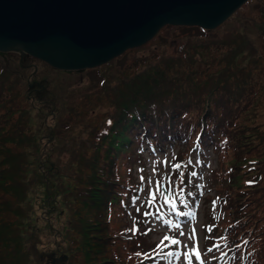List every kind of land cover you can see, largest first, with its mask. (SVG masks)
<instances>
[{"label": "trees", "instance_id": "obj_1", "mask_svg": "<svg viewBox=\"0 0 264 264\" xmlns=\"http://www.w3.org/2000/svg\"><path fill=\"white\" fill-rule=\"evenodd\" d=\"M248 21L253 23L251 29H247ZM179 26L186 28L185 34L193 30V37L186 35L172 51H160L155 61H137L139 69L132 76L129 73L122 78L113 73L106 80L102 78L96 89H84L83 99L91 107L87 111L79 106L73 108L75 114L85 115L86 119H79L80 125L71 131L75 135L79 132L80 143L68 148V141H64L63 151L70 157L67 160L44 165L40 158L33 183L25 174L31 161L21 151L26 148V137L31 136L28 146L35 147L39 138L46 135L47 147L52 143L54 151L71 118L55 100L50 105L42 99L44 84L38 80L39 70L36 66L34 72L27 68L34 59L39 61L36 57L23 55L20 60L17 52L0 54V264L52 262L49 252L39 247L35 220L25 207L31 187L40 191L39 206L48 213L65 212V233L51 226L54 233L63 235L67 244L80 238L77 246L91 253L97 237L93 227L99 225V239L108 234L103 217L107 200L113 202L119 185L114 179L116 162L125 154L137 155L138 144L143 143L162 149L182 146L177 177L191 182L185 185L190 189L194 188L189 174L193 169L190 154L203 156L207 148L216 152V164L209 174L213 193L207 197L214 204L206 208L205 225L210 226L206 243L212 255L228 250L235 264L242 256L247 264H264V251L262 263L256 254L264 247V192L253 211L243 216L238 212L236 217L227 192L235 176L240 181L239 164L231 165L237 151V159H247V148L264 142L260 134H264V128L257 122L264 112V0H247L215 28ZM5 54L10 55V60ZM104 100L114 108L99 124L97 113H101ZM47 120L51 121V130ZM259 162L258 173L264 175V160ZM43 171L49 175L46 185ZM127 182L125 198L130 194L128 188L134 186L130 177ZM248 183L249 178L244 176L241 185L248 187ZM263 187L264 182L260 188ZM124 189L119 191L118 200ZM59 199L65 203L68 215L59 206ZM248 200H243V206L249 205ZM144 224L142 220L133 233L125 231L128 245L139 244L133 257H138L134 262L137 264H147L146 259L151 263L149 256L173 246L172 238L165 237L160 244L152 241ZM145 240L153 243V252L143 258ZM102 243L98 240L97 245ZM72 249L70 245L63 247L74 255Z\"/></svg>", "mask_w": 264, "mask_h": 264}, {"label": "rangeland", "instance_id": "obj_2", "mask_svg": "<svg viewBox=\"0 0 264 264\" xmlns=\"http://www.w3.org/2000/svg\"><path fill=\"white\" fill-rule=\"evenodd\" d=\"M252 24V21H248L247 29H251ZM185 29V27L179 25L166 24L142 45L125 50L121 55L113 58L109 62L93 67H85L81 70L72 69L68 71L56 68L37 57L39 61L36 59L33 60L34 63L30 64L27 68L33 71V67L36 66V69L38 68L39 70L40 77L38 80L41 85L42 83L44 84L43 91L45 96H43L42 99H45L46 103L50 105H52L55 100L56 104L69 114L71 121L68 124V130L60 135L59 143L54 151L52 150V143L47 147L46 135L39 138L37 142L38 145L34 143L35 147L28 146L31 144V136L29 135L26 137L27 142L23 144V147L26 148H23L21 151H24L31 161L25 174L32 179V183L33 174L38 168L40 158L45 161L44 165L49 164V162L53 165L61 160H67L70 157H68V154L65 155L63 151L64 141H68V148L75 147L80 143L77 138L79 132L75 135L72 134L71 131L78 128V125H80L79 119H86L85 115L75 114L73 108L79 106L87 111L91 107V105L87 106L83 99L82 94L85 93L83 92L84 89L90 86H93V90L96 89L99 87L98 85H100L102 78L106 80L113 73H116L122 78H125L126 74L129 73L130 76H132L139 69L135 64L137 61H155L160 51H172L174 45L176 46L180 39L185 38L186 35L193 37L194 31L190 30L185 34ZM174 33H176L175 36H173ZM10 52L15 51L10 50ZM5 57L8 61L10 55L5 54ZM21 59L22 57L20 56V60ZM36 69L34 71H36ZM89 98H91L92 101L94 100L93 96ZM103 105L101 113H97V116L100 115L98 119V122H100L99 124L105 122V118L114 108L108 105L107 100L103 101ZM259 113L260 110H258L257 116H259ZM88 119H91V113ZM262 121H264V112L260 115V119H257L260 128H264ZM50 123L51 121L47 120L49 130L52 129ZM83 130L84 126H82V131ZM30 131H32V124L30 125ZM233 134L235 135V133ZM260 134L264 136L263 133ZM244 138L245 137H240V140ZM262 144H264V142L261 144L257 143L253 148H247V159H237L239 153L237 151L236 156L233 158V161H231V165L233 163L239 164L237 172L240 174L239 182L235 176L234 180L227 186L230 204L233 211L236 209V214L234 213L235 217L238 215V212L243 216L253 211L261 200V194L264 192V187L260 188L263 186L264 175H260L257 169L260 163L259 160H264V156H261L262 152L264 153V145ZM180 148L181 146L169 147L164 153H159L157 150L152 151L148 146L143 144L136 149V152H139L141 157L130 154L128 157V154H125L121 156L122 159L117 160L114 169V179L118 181L117 183L119 185L116 186V197L113 202L107 200V207L105 208V215L103 217V221L108 228V234L105 238L99 239V233L97 232L99 230V225L93 227L92 231L95 232L97 237L96 245H94L95 248L91 253H86L83 246H77V243L81 242L80 238L77 242L75 241L73 243L69 241L67 244V240L64 239L63 235L61 236V234L57 235L58 233H54L51 226L60 228L61 232L65 233L67 226L63 224L62 219L65 212H58L59 215L57 211L48 213L39 206L40 191L31 187V192H28V205H25V207H27V211L29 210L30 217L35 220L33 224L38 231L39 247L44 248L46 252L48 251V254L55 259L50 264H137L134 262L137 261L138 257L136 259L133 257H136V248L139 247V244L133 247L128 245L125 239L129 238V235H125V231L133 233L136 229L134 227L141 222L139 219H143L149 224V229L146 230V232L151 237L152 241L157 242L166 237V235L172 233L175 234L178 241L175 246L176 249L173 250L167 258L161 254L160 256L159 254H153L148 257L151 259V263L146 259L147 264H222V257L218 258L216 262V259H212L211 256L205 254L206 238L205 231L202 228V222L206 218V208L214 202V200H207L205 195L208 192V194L213 193L209 187L208 173L209 169L215 166L216 152L213 153L210 150H206L203 159L195 155L194 163L196 170H192L191 172L196 176L195 189L187 191L188 199L180 198L177 200V204L182 206L178 209H173V211L178 212L176 216L173 217L171 216L172 214L166 211L168 204L164 201L162 193L160 192V187L162 182L165 183L168 181V192L175 188V177L172 172L175 168L174 158L177 152L181 150ZM127 151L129 152V150ZM51 152L53 153L50 154ZM42 165H40L41 168ZM71 172L75 173L74 171ZM43 176L48 179H46V185L49 181V175L43 171ZM244 176L249 178L248 187L241 185V180ZM129 177L133 180L135 185L128 188L129 192L131 190L132 193L125 198L127 190L124 189V187H128L127 179H129ZM237 182V185L231 186V184H236ZM122 188L124 191L120 193H123V196L121 200H118L119 196H121L119 195V191ZM254 188L257 189L250 191ZM236 190L239 191L235 193ZM246 197L249 199V205L243 206V200ZM59 203V206L66 209L62 199H59ZM68 203H70V201L66 202V204ZM242 212L243 214H241ZM66 214L68 215L67 209ZM57 231L58 230H56V232ZM24 236L28 235L25 233ZM27 239L28 238H26V240ZM98 240L103 241L101 246L97 245ZM143 243L145 245L144 250L146 251L141 257L145 258L149 253L153 252V243L147 240L143 241ZM67 245L72 246V250L75 253L74 255L69 251L63 250V247L65 249ZM263 251L264 247L256 252L257 256L260 258L259 263L263 262L261 258ZM196 252L199 253L198 259L196 257ZM60 256H65L66 259L58 260Z\"/></svg>", "mask_w": 264, "mask_h": 264}, {"label": "water", "instance_id": "obj_3", "mask_svg": "<svg viewBox=\"0 0 264 264\" xmlns=\"http://www.w3.org/2000/svg\"><path fill=\"white\" fill-rule=\"evenodd\" d=\"M245 1L0 0V53L81 70L141 45L164 24L216 27Z\"/></svg>", "mask_w": 264, "mask_h": 264}, {"label": "snow or ice", "instance_id": "obj_4", "mask_svg": "<svg viewBox=\"0 0 264 264\" xmlns=\"http://www.w3.org/2000/svg\"><path fill=\"white\" fill-rule=\"evenodd\" d=\"M109 123H111V121H109ZM177 167H178V165H177ZM178 241H176V240H173V243H177ZM196 257H197V259L199 258V253L198 252H196Z\"/></svg>", "mask_w": 264, "mask_h": 264}, {"label": "bare ground", "instance_id": "obj_5", "mask_svg": "<svg viewBox=\"0 0 264 264\" xmlns=\"http://www.w3.org/2000/svg\"><path fill=\"white\" fill-rule=\"evenodd\" d=\"M55 259L53 258V259H51V261L53 262Z\"/></svg>", "mask_w": 264, "mask_h": 264}, {"label": "flooded vegetation", "instance_id": "obj_6", "mask_svg": "<svg viewBox=\"0 0 264 264\" xmlns=\"http://www.w3.org/2000/svg\"><path fill=\"white\" fill-rule=\"evenodd\" d=\"M24 55V54H23ZM28 56L27 54H25V57Z\"/></svg>", "mask_w": 264, "mask_h": 264}]
</instances>
